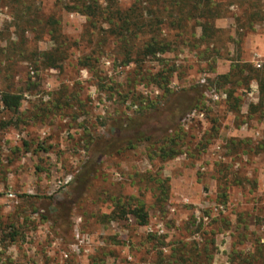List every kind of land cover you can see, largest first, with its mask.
Segmentation results:
<instances>
[{
    "label": "rangeland",
    "instance_id": "obj_1",
    "mask_svg": "<svg viewBox=\"0 0 264 264\" xmlns=\"http://www.w3.org/2000/svg\"><path fill=\"white\" fill-rule=\"evenodd\" d=\"M216 1L226 13L212 45H181L158 57L165 64L143 62V73L174 69L159 89L135 83L119 43L92 33L64 0H0V88L23 95L17 113L0 114L12 119L0 131V264H264V152L254 148L264 138V96L260 107L256 81L242 90L238 113L224 97H209L202 117L182 111L186 135L174 158H158L161 139L124 132L131 119L201 100L208 79L238 61L264 67V0ZM50 17L66 42L57 67L42 54L55 46ZM86 55L97 61L82 66ZM138 201L144 225L129 212Z\"/></svg>",
    "mask_w": 264,
    "mask_h": 264
},
{
    "label": "trees",
    "instance_id": "obj_2",
    "mask_svg": "<svg viewBox=\"0 0 264 264\" xmlns=\"http://www.w3.org/2000/svg\"><path fill=\"white\" fill-rule=\"evenodd\" d=\"M20 3L22 0H13ZM65 7L73 12L80 13L86 17L88 26L92 28V33L105 35L114 38L124 51L125 58L122 65L133 62L136 66L132 80L135 83L153 84L159 89H167L174 69L162 67L155 72L147 71L143 73L141 66L145 60L158 58L168 52L176 50L181 45L194 46L204 44L206 48L215 42L218 28L215 20L226 13L223 4L216 0H134L129 6L122 8L119 0H64ZM29 9V8H28ZM23 12V9H20ZM58 21L53 17L45 22L48 33L53 41L54 49L42 54L49 59L50 67L59 66L65 59L66 53L63 46L66 44L64 36L57 27ZM196 28H199V35L196 36ZM171 33H174L172 36ZM96 59V58H95ZM93 57L86 55L81 60L82 66H89L90 62H95ZM97 61V59H96ZM165 64V61H163ZM210 86L218 84L223 88L220 94H225L224 104L226 110L238 113L241 103V94L251 81H256L260 92L259 105L261 107L264 96V67L256 68L253 64L238 61L232 65L230 71L217 74L210 80ZM229 84V87H225ZM103 86V85H100ZM203 85L201 100L193 97L191 102L183 105H166L157 114L152 116H142L137 119H129L127 126L130 131L125 133L135 135L139 141L154 142L161 139L158 145V158L171 159L182 152L181 143L185 139L186 132L178 123L180 113L188 108L189 112L194 110L203 111L202 106L209 98V92L215 88ZM217 88V87H216ZM216 91V89H215ZM127 94L123 96L125 98ZM203 97V98H202ZM203 99V101H202ZM23 100L22 93L8 88H0V114L18 112ZM199 101V102H198ZM154 101H150L147 106H152ZM143 104H139L136 111H142ZM215 119L214 122H216ZM12 124L11 118H4L0 115V131ZM122 123H118L115 131L116 135L123 128ZM173 127L171 131L162 137V130ZM218 126H214L217 131ZM241 142L237 138H232L231 142ZM247 139L246 142H250ZM256 152H264V138L255 145ZM102 149V148H101ZM131 214L136 218L139 225L147 222L148 213L143 203L134 204L130 209ZM126 211H121L120 215L112 213V218L123 217ZM14 237L13 234H10Z\"/></svg>",
    "mask_w": 264,
    "mask_h": 264
},
{
    "label": "built area",
    "instance_id": "obj_3",
    "mask_svg": "<svg viewBox=\"0 0 264 264\" xmlns=\"http://www.w3.org/2000/svg\"><path fill=\"white\" fill-rule=\"evenodd\" d=\"M105 63H106L107 65H109V64H110V61H109V60H106ZM120 68H122V66H120ZM201 83H202V84L205 83V78H204V77L201 79ZM219 96H220V97H219ZM209 97H210L211 99H213V100L216 101V100H219L220 98L225 97V94H224V93H223V94H220V93H219V95H218L217 92H215L214 90H211V91L209 92ZM196 116H198V117H202V116H203V112H202V111L194 110V111H193L188 117H189V118H194V117H196Z\"/></svg>",
    "mask_w": 264,
    "mask_h": 264
}]
</instances>
